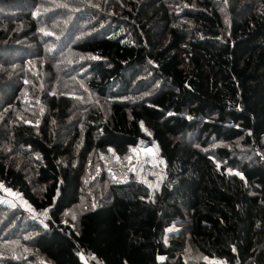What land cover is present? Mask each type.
<instances>
[{
    "label": "trees",
    "instance_id": "obj_1",
    "mask_svg": "<svg viewBox=\"0 0 264 264\" xmlns=\"http://www.w3.org/2000/svg\"><path fill=\"white\" fill-rule=\"evenodd\" d=\"M0 183V264H264V0H0Z\"/></svg>",
    "mask_w": 264,
    "mask_h": 264
},
{
    "label": "rangeland",
    "instance_id": "obj_2",
    "mask_svg": "<svg viewBox=\"0 0 264 264\" xmlns=\"http://www.w3.org/2000/svg\"><path fill=\"white\" fill-rule=\"evenodd\" d=\"M150 159L152 162L156 163V169L150 170L151 173L154 174V177L149 178L148 180H143L147 183H149L150 188H156L159 187L158 182L151 183L152 181L157 179V174H161V171L163 170V164H160V161L157 159V151L156 148L153 147V149H150L149 152ZM148 156L147 151H139L136 154H131L128 156H124L123 161L128 164V166L133 169L134 172H141L142 170V164L143 162L146 161V157ZM123 162V163H124ZM0 200L8 203L9 205L12 206H19L22 209L25 210V212H28L32 215H37L40 216V214L36 211L35 207L23 197L21 193L18 191L11 189L9 187L4 186L2 183H0ZM41 221L44 222V224H47V220L45 218H40ZM165 259V256L163 254L159 255V260L163 261ZM203 262L208 263V264H227V262L223 259L216 258V257H209V256H204L203 257Z\"/></svg>",
    "mask_w": 264,
    "mask_h": 264
},
{
    "label": "water",
    "instance_id": "obj_3",
    "mask_svg": "<svg viewBox=\"0 0 264 264\" xmlns=\"http://www.w3.org/2000/svg\"><path fill=\"white\" fill-rule=\"evenodd\" d=\"M160 254H165L164 252H160ZM239 264V263H238Z\"/></svg>",
    "mask_w": 264,
    "mask_h": 264
}]
</instances>
